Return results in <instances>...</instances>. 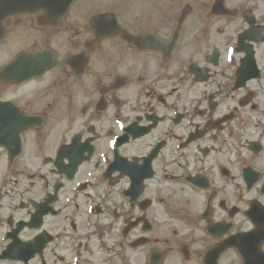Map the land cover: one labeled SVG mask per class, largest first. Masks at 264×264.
<instances>
[{
  "label": "flooded vegetation",
  "instance_id": "obj_1",
  "mask_svg": "<svg viewBox=\"0 0 264 264\" xmlns=\"http://www.w3.org/2000/svg\"><path fill=\"white\" fill-rule=\"evenodd\" d=\"M225 1L231 8L239 5L244 8L252 3L248 0ZM79 2H73V9ZM125 2L118 17L124 28L138 32L144 30L142 23L155 21V32L168 38L164 31L169 30L174 0H130L126 5ZM206 5V1L200 2L197 13ZM112 8L101 12H114L117 18L115 6ZM258 12L264 15V11ZM190 13H195L193 8ZM81 18L65 16L56 23L59 28L73 31L72 45L76 50L63 57L57 54L53 81L57 87L58 108L65 92H70L68 85L75 84V76L91 79L86 93L90 95V103L76 110L81 108L87 113L89 121L84 132H75L83 141L88 140L95 146L92 160L85 163V171H90L91 177L86 174L79 177L81 182L85 179L87 183L74 192V185L67 184L65 178L48 177L44 173L45 167L51 165L47 159L39 175L31 177L37 179L35 183H26L27 197L47 202L54 208L53 213L43 217L39 231L48 233L51 241L40 256L30 259L27 264H206L207 253L211 254L228 240L229 235L237 233L242 218L248 222L245 213L254 193L239 190L243 184V170L255 168L264 173V132H248L241 127L233 130L227 126L248 113L238 107L248 96L253 100L250 110L260 114L264 83L259 93L261 101H258V96L252 92L254 83L247 81L244 86L235 88L237 72L219 69L209 80L187 81L184 92L175 93L180 82L172 76H159V65L153 63L150 52L132 47L117 35L97 39L88 21L79 25ZM240 20L238 16L232 23L220 21L218 30L230 32V25ZM214 23L205 19L201 25L208 30ZM48 45L44 32L39 46ZM58 46H62V35L58 37ZM256 47V52L261 53L263 47ZM82 52L87 54L88 61L83 73L77 74L66 66L65 61L68 56ZM255 57L258 67L264 70V55ZM95 63L102 64V69L91 75L89 67ZM238 64L237 60L233 69ZM161 72L165 73L164 70ZM49 73L51 71L41 77ZM0 82V99L12 101L26 114H39L46 120L44 103L30 101L29 81L20 84ZM35 88L39 94L45 90V86ZM210 97L215 103L207 111L205 107ZM225 101L230 105L228 110L234 114L224 109ZM73 103V100L69 101L68 106ZM153 108L157 113L156 121L162 120L158 129L151 128L152 134L118 148L119 154L129 160L138 158L136 166L125 169L121 164L120 172L109 167L106 157L110 150L100 132H113L128 110ZM219 110L226 112L216 115ZM225 114L230 115V120L220 122ZM193 121L199 124L189 130ZM188 133H195V137L184 146L180 142ZM144 140L151 144H144ZM69 143L70 139L60 142L57 148ZM100 153L104 155L103 161ZM190 179L197 183H190ZM72 204L79 206L74 221L70 218L74 213L71 212ZM88 206L91 213L86 211ZM34 210L31 204L26 206L20 213L23 220ZM18 214L14 218L19 219L21 215ZM8 216L6 211L0 216V238L8 231L4 223ZM34 234L25 229L21 237L29 240ZM231 250L227 248L219 255L211 256L210 260L214 264H237L236 256L227 258ZM88 252H91L90 258ZM10 264L24 263L11 261Z\"/></svg>",
  "mask_w": 264,
  "mask_h": 264
},
{
  "label": "rangeland",
  "instance_id": "obj_2",
  "mask_svg": "<svg viewBox=\"0 0 264 264\" xmlns=\"http://www.w3.org/2000/svg\"><path fill=\"white\" fill-rule=\"evenodd\" d=\"M55 48L58 49L59 51H61V49L63 48V45L58 46V43L56 41ZM176 55L179 57L183 56V58H185V59H187L189 57L188 54L184 55L182 52H181V54L178 52ZM101 69H102V64L95 63L93 66L89 67V73L91 75L97 74L98 70H101ZM43 84L44 83H41V85H43ZM90 84H91V79L88 76L85 77L84 82L82 83L81 86H79V94L74 97V103L72 104V106H68V105L66 106L67 108H69V112L70 111L75 112L76 110H78V108L81 105H83L87 102L88 96L86 93H87L88 89L90 88ZM68 86L70 89H73L76 87V85H74V84H70ZM66 107L64 108V110H67ZM63 121H64V118H61L58 120H50L47 135H49V136L52 135L51 133L54 132L55 130L60 131V129L62 128V125H63ZM238 121H239V119H234L231 122H229L227 124V126L233 127V128L234 127H240V125L237 123ZM253 122H254V120H253ZM241 128L246 129L247 127L245 126V127H241ZM248 130H250V129H248ZM33 155H34V151H33ZM40 163H41V161L38 158H36L35 156H34V160L32 161V159H28L27 155H26V156H24L22 162L20 163V169H23L24 171L30 170L33 166H36ZM88 257L89 258L91 257V252H90V254L88 252Z\"/></svg>",
  "mask_w": 264,
  "mask_h": 264
}]
</instances>
